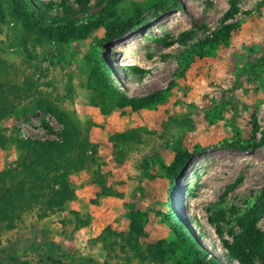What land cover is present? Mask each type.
<instances>
[{"label":"rangeland","instance_id":"374dc122","mask_svg":"<svg viewBox=\"0 0 264 264\" xmlns=\"http://www.w3.org/2000/svg\"><path fill=\"white\" fill-rule=\"evenodd\" d=\"M32 1L57 16L58 25L107 14L100 12L106 0ZM148 1L115 4L113 21L131 16L134 7L143 10L141 21L103 48L105 27L87 38L58 40L13 17L8 0H0V108L12 109L0 119V173L24 159L21 139L61 140L63 124L35 109L40 96L89 143L84 153L77 151L84 162L62 174L69 197L60 208L51 212L45 199L29 202L10 228H0V264H158L147 249L172 241L167 167L179 153L191 158L174 180V206L190 234L224 264L229 249L239 248L247 264H264V213L258 222L262 256L237 241L239 220L264 190V146L225 144L262 140L264 0H236L232 16L225 14L230 0H179V9L165 12L147 9ZM228 23L233 28L219 43L187 50ZM98 57L104 59L100 69ZM106 69L111 84L101 77ZM114 88L128 98L165 93L131 105ZM130 130L138 139L120 143L116 155L109 137ZM96 172L108 190L93 183ZM106 229L123 240L117 236L118 244L108 248L99 239ZM182 254L175 250L164 264H192Z\"/></svg>","mask_w":264,"mask_h":264},{"label":"trees","instance_id":"16d2710c","mask_svg":"<svg viewBox=\"0 0 264 264\" xmlns=\"http://www.w3.org/2000/svg\"><path fill=\"white\" fill-rule=\"evenodd\" d=\"M120 0H106L104 6L100 10L101 14L107 13L105 16L95 17L93 20L83 24H75V22L67 21L63 25H58L59 19L57 16L51 15L46 11L40 10L32 0H8L10 3V11L13 17L23 21L30 20L38 25L42 30L56 37L58 40H70L74 35L81 38H87L95 30L101 27L107 29L106 37L100 45L104 48L105 44L114 39H119L127 33L139 28L143 10L140 7H134L131 16L126 19L113 21L115 12L113 8ZM236 0H230V9L225 13L226 16H232L236 12ZM146 8H156L161 12L171 9H179V0H150L146 4ZM233 25L228 23L214 30L210 36H206L197 43L191 45L188 51L201 52L206 48L222 41L226 34L230 32ZM104 61L103 57L96 58V68L100 69V64ZM104 64V63H103ZM135 72L141 71L137 65H131ZM105 83H110L108 69L101 74ZM111 84V83H110ZM112 93H115L124 103L131 105H144L149 102L160 100L163 97L164 91H159L155 94L145 97L128 98L122 96L117 88H114ZM4 94V93H3ZM2 95V91H1ZM35 109L53 116L58 122L63 124L64 130L61 140H30L21 139L19 147L25 150V157L18 162L17 168L12 171H4L0 173V228H10L13 221L20 215V210L29 202L45 199L46 208L53 212L55 208H60L69 197V189L64 181L62 174L67 168L71 167L76 161V165L71 168H76L80 162H84L83 155L79 156L77 151L83 152L89 144L86 139L80 138V131L72 127L66 118L55 109L49 101L41 96L37 99ZM12 109L0 108V119L10 114ZM255 128H253L254 131ZM262 140L254 142L251 145L243 146L235 143H225L230 148H238L248 150L252 147L264 146V130L262 131ZM113 143L114 152L117 155L120 153L118 146L120 143H126L138 139L137 132L130 130L123 134H115L109 137ZM5 138L0 136V147H3ZM71 155L75 158H72ZM91 158V156H89ZM191 158L190 153H179L177 159L167 167V172L173 178V182L169 185L167 205L171 208V214L167 215L169 225L172 229L173 238L169 245L158 243L151 246L147 251L152 261L158 264H164L167 259L171 258L175 250H182V256L192 260V264H224L215 256L211 255L196 239L190 234L189 229L174 206V198L177 187L174 180L183 172L187 163ZM62 172V173H61ZM93 183L98 185L103 190H108L104 187L102 178L99 173H95ZM264 213V190L253 206L241 217L239 225L242 228V236L237 239L239 243L249 245L253 252L261 257L263 254V245L258 229V222ZM103 236L99 237L105 246L112 248L118 244L117 236H123L114 233L110 229H106ZM108 239V241L106 240ZM238 256V257H237ZM246 253L239 248L238 250L229 249L227 256L228 264H231L235 258H240V264H247L243 259Z\"/></svg>","mask_w":264,"mask_h":264},{"label":"crops","instance_id":"0c3cea01","mask_svg":"<svg viewBox=\"0 0 264 264\" xmlns=\"http://www.w3.org/2000/svg\"><path fill=\"white\" fill-rule=\"evenodd\" d=\"M96 185V184H95Z\"/></svg>","mask_w":264,"mask_h":264}]
</instances>
